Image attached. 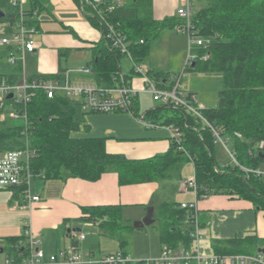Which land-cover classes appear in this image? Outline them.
Here are the masks:
<instances>
[{
  "label": "trees",
  "instance_id": "1",
  "mask_svg": "<svg viewBox=\"0 0 264 264\" xmlns=\"http://www.w3.org/2000/svg\"><path fill=\"white\" fill-rule=\"evenodd\" d=\"M73 1L100 32L105 31V23L109 22L122 33L136 64L142 63L148 56L151 40L164 30L184 24L178 16L156 19L152 0H102L95 9L85 0ZM110 6L112 8L108 10ZM50 8V0H26L22 16L29 25L38 29V15ZM18 18V6L13 5L11 0H0V34L8 33ZM191 23L194 35L209 39V43L206 47L194 48L196 58L191 64L184 65L182 72L221 74L218 104L216 107H204L203 115L222 129L239 165L260 167L264 161L258 156V153H264V0H208L203 7L195 10ZM6 53L7 49L0 47V66L6 64ZM122 55L109 46L105 37H101L92 48V78L105 86L120 83L119 60ZM19 65L12 74L0 71V75L16 79L20 73ZM147 74L161 87L166 86L170 75L169 72L148 68ZM8 104L11 100H7L6 108L0 107V154L28 146L34 151L29 159L33 176L38 175L44 180L78 177L95 181L104 172L114 171L120 185L158 182L166 178L173 168L192 161L197 197L225 194L249 200L256 209H264L262 176L249 173L246 177L239 165L229 163L217 170L215 144L210 132L182 109H173L172 116L163 122L179 127L183 134L179 144L171 140L170 148L164 153L129 159L122 154L107 152L104 137L71 136V132L85 126L86 113L76 101L61 96L48 98L43 91L36 90L25 108L26 123L21 118L12 119L6 114ZM169 109L164 106L149 109L144 118L155 121ZM16 110L19 112L20 108ZM133 112L138 115L136 101ZM259 142L263 143L261 147L257 146ZM27 188L26 183L13 187L12 198L22 203ZM81 210L83 215L78 221L97 226L107 236H116L119 251L127 254L126 240L121 231L133 226L122 218L118 205L86 206ZM191 215V210L181 208L175 202L165 200L158 204L155 217L160 219V243L172 248L190 247ZM23 239V234L6 237L2 241L3 252L14 258L24 256L26 248L18 243ZM70 243L79 246V241L73 238ZM263 243V239L248 234L241 238L214 240L212 248L216 254H255L263 248ZM124 264H143V261Z\"/></svg>",
  "mask_w": 264,
  "mask_h": 264
},
{
  "label": "crops",
  "instance_id": "2",
  "mask_svg": "<svg viewBox=\"0 0 264 264\" xmlns=\"http://www.w3.org/2000/svg\"><path fill=\"white\" fill-rule=\"evenodd\" d=\"M19 1L24 7L26 0ZM183 2L184 0H152L153 15L156 19L177 16L176 9ZM79 10L82 12L81 8ZM62 26L73 30V32L68 30L66 32L74 34L75 31L77 38H74L70 33L66 34L64 31L63 33L61 30L44 34L43 44L36 42V50L27 52L30 57L37 60L36 69L25 73L23 60L22 63H19L20 70L23 69L28 78L36 76L51 78L58 76L64 70L73 69L61 66L60 63L61 56L68 54L69 48H85L90 51L92 59V48L102 37L100 30L92 26L88 20L66 22ZM37 30L40 31V22ZM164 31L177 32L178 30L167 29ZM90 60L85 65H90ZM9 66L7 73L12 74L17 65ZM120 69L119 66L120 83L125 82L134 86V82L140 80L142 85L140 75L131 71L124 74ZM182 71L178 75L175 72H169L166 84L171 82L172 75H180V83L185 92L196 96L194 91L196 88L188 89L187 85L182 82L184 74ZM79 77L87 78L82 75ZM124 77L126 81L123 80ZM137 98L138 115L141 116L147 110L143 113L139 112ZM159 106L163 105L159 104ZM172 113V110L169 109L163 117L154 120L163 123L167 116H172ZM149 120L153 121V119ZM84 125L79 130L71 132V136L104 137L107 152L122 154L129 159L152 157L166 152L171 146L172 130L164 123L157 127H146L135 115L127 111L86 113ZM3 154L1 153L0 157ZM260 167L262 168L261 164ZM190 174L194 176L192 161L173 168L166 178L158 182L149 181L124 185L118 183L117 173L114 171L104 172L95 181L78 177L44 180L38 175L31 174L28 186L29 195H38L39 200L32 201L27 206L21 205V202L12 198V189H0V248L2 249V241L6 237L20 236L25 228L29 227L38 236L39 246L44 254H52L70 244V239L74 237L73 233L79 232L80 224L92 225L77 220L83 215L82 207L86 206L118 205L121 208L123 219L132 222L141 219L149 205H153L155 209L165 200L177 204L193 201L195 195L186 183ZM262 178L264 180L263 176ZM196 207L201 230L199 237L192 240L190 246H194L204 256L214 253L212 248L214 240L241 238L248 234H254L264 240V209H256L249 200L225 194H213L196 199ZM65 220L67 222L64 227ZM67 229L73 230L68 232ZM159 244L158 255L163 246L160 241ZM89 249L93 250L97 256L109 253L101 254L100 250ZM125 251L132 259H143L140 255H133L130 250Z\"/></svg>",
  "mask_w": 264,
  "mask_h": 264
},
{
  "label": "built area",
  "instance_id": "3",
  "mask_svg": "<svg viewBox=\"0 0 264 264\" xmlns=\"http://www.w3.org/2000/svg\"><path fill=\"white\" fill-rule=\"evenodd\" d=\"M195 0H184L183 4L176 9V15L184 21L182 27L176 26L187 35L188 53L185 65L191 64L196 58L193 51L197 46L206 47L209 39L197 37L192 29V17L195 14ZM102 0H85V3L91 4L95 9ZM11 3L19 8V18L11 27L8 33L0 34V47L6 48L5 62L14 66L22 63L23 56L27 52H33L37 48V43L33 37L38 30L35 26L29 25L24 16H22L23 6L19 0H11ZM111 6L108 10H111ZM106 29L101 31L102 37H105L109 46L126 55L133 66V73L140 75L142 79V88H136L125 82L117 83L113 86L98 84L92 78V67L90 65L79 66L73 69L64 70L55 77L36 76L28 78L23 69L17 79L0 75V107L6 108L7 100H11L6 114L12 118H21L26 123L25 114L26 105L34 97L35 91H43L48 98L61 96L78 102L80 109L85 113H108L117 111H127L134 115L133 106L137 95L145 92L151 95L154 101L164 107L173 109H182L206 127L212 136L214 144H221L228 153L233 165H239L235 157V151L227 146L228 138L223 134L222 129L211 123L203 115V106L199 104L196 96L192 93H186L180 83V75H172L171 82L165 87L159 86L146 72H143L140 64L133 62L127 47L125 36L118 32L109 22L105 23ZM86 76L82 78L79 76ZM11 94V97L8 95ZM16 108H20L19 112ZM136 116V115H135ZM146 127H157L163 125L158 121H150L144 118V115L136 116ZM171 117V116H167ZM172 130L171 140L179 144L182 140V132L179 127L170 123L165 124ZM262 142L257 144L258 147ZM256 146L253 147L255 149ZM34 151L28 146L5 152L0 157V189H12L22 183L29 186L31 176L29 169V159ZM249 153L251 151L249 150ZM223 165H220L222 167ZM246 177L249 173L255 175H264V169L261 167L247 168L239 165ZM188 188L193 191L195 199L190 202H180L181 208H186L192 212L191 229L189 235L192 240H196L200 235L201 225L198 220V210L196 207L197 186L195 177L186 181ZM39 200L38 195H29L28 188L25 191L24 201L21 205H29L32 201ZM27 227V226H26ZM24 239L18 243L26 248V254L20 258L5 255L0 260V264H124L128 262L143 261V264H264V252L255 254H216L209 256L202 255L194 246H180L172 248L163 245L159 255L151 259H132L127 254L124 255L119 250L115 253H108L97 256L91 249L81 251L71 243L58 249L56 252L45 255L40 248L38 236L29 229L25 228ZM73 239L77 241L84 240L85 236L81 232H74ZM1 249V248H0ZM3 253V251L1 252ZM0 253V254H1Z\"/></svg>",
  "mask_w": 264,
  "mask_h": 264
},
{
  "label": "rangeland",
  "instance_id": "4",
  "mask_svg": "<svg viewBox=\"0 0 264 264\" xmlns=\"http://www.w3.org/2000/svg\"><path fill=\"white\" fill-rule=\"evenodd\" d=\"M208 0H195L194 8L198 10L203 7ZM51 8L43 10L38 15L40 21V31L34 33L33 37L36 42L43 44V35L53 31L66 30L73 32L70 28H63L62 24L66 22L87 21L85 16L80 12L73 0H50ZM25 6V4H24ZM74 25V24H72ZM75 29V27H73ZM63 32V33H64ZM70 33V32H66ZM74 38H77L76 32L70 33ZM79 34V32H78ZM188 53L187 35L182 31H167L160 36L154 38L149 43L148 56L140 63L143 72L150 69L158 72H175L176 75L181 73L186 63ZM91 59L90 51L85 48H69L68 54L61 56V66L76 68L84 66ZM23 66L25 73L34 71L37 66V60L30 57L29 54H24ZM119 66L122 73H130L132 63L127 56H122L119 60ZM10 68L7 64H1L0 71L7 72ZM183 80L188 89L196 88V99L203 107H216L218 104V90L221 88L220 73H202L185 70L183 72ZM134 86L142 88L138 82H134ZM139 112L143 113L148 109H154L159 106L157 101H154L150 94L141 92L138 95ZM20 122V120H15ZM227 146L231 148V143ZM214 156L218 165L233 163L228 156L226 150L221 144H215ZM264 169V161L261 163ZM217 167L216 169H221ZM189 178L193 175H189ZM187 177V178H188ZM264 177V175H263ZM188 178V179H189ZM123 218V217H122ZM125 220V219H124ZM135 221V220H134ZM133 223V221L131 222ZM79 232L83 233L85 238L79 242V249L86 251L88 248L100 250L99 253L107 252L115 253L119 250L118 238L116 236H107L103 231H99L97 226L80 224ZM160 219L154 218V222L142 228L123 229L122 236L126 240L125 250H130L133 255H140L143 259L155 258L158 256ZM5 253L0 255V259L5 257Z\"/></svg>",
  "mask_w": 264,
  "mask_h": 264
},
{
  "label": "water",
  "instance_id": "5",
  "mask_svg": "<svg viewBox=\"0 0 264 264\" xmlns=\"http://www.w3.org/2000/svg\"><path fill=\"white\" fill-rule=\"evenodd\" d=\"M11 96H12L11 94L8 95V97H11ZM258 156L260 158L264 159V153H258ZM154 218H155L154 206L149 205L146 208L145 215L141 219L133 221L132 226H133V228H142L143 226L150 225L151 223H153ZM67 230L69 232L70 230H73V229H67ZM78 230H80V229L78 228ZM1 251H2V249H0V252ZM258 252H264V249L261 248L258 250Z\"/></svg>",
  "mask_w": 264,
  "mask_h": 264
},
{
  "label": "bare ground",
  "instance_id": "6",
  "mask_svg": "<svg viewBox=\"0 0 264 264\" xmlns=\"http://www.w3.org/2000/svg\"><path fill=\"white\" fill-rule=\"evenodd\" d=\"M138 99V98H137ZM120 249V248H119Z\"/></svg>",
  "mask_w": 264,
  "mask_h": 264
}]
</instances>
